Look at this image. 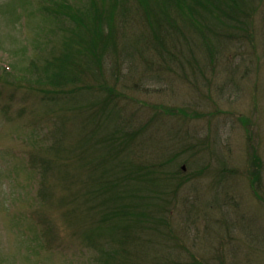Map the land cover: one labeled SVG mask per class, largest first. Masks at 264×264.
Returning <instances> with one entry per match:
<instances>
[{
  "label": "rangeland",
  "instance_id": "374dc122",
  "mask_svg": "<svg viewBox=\"0 0 264 264\" xmlns=\"http://www.w3.org/2000/svg\"><path fill=\"white\" fill-rule=\"evenodd\" d=\"M61 1L110 10L0 0V264H103L99 212L137 238L134 264H264V0H240L225 34L195 16L165 52L138 2L114 0L98 63L82 29L78 80L53 88L66 61L44 65L77 30Z\"/></svg>",
  "mask_w": 264,
  "mask_h": 264
},
{
  "label": "trees",
  "instance_id": "16d2710c",
  "mask_svg": "<svg viewBox=\"0 0 264 264\" xmlns=\"http://www.w3.org/2000/svg\"><path fill=\"white\" fill-rule=\"evenodd\" d=\"M136 1L138 2V5H140L139 7H141V9L144 11L143 17L148 27L152 30L151 31L152 39L155 37L158 38L157 46H160L163 52H165L163 48H165L166 45L165 41L168 38H172L178 35L180 32L184 30L183 27L185 29L189 28L193 30V28L197 24H199L198 19L196 17H200V16H202V18H204V16L206 18L209 17L211 29L214 31L218 30L220 32V27H224L223 29L225 34L228 31V28L233 29L236 27L234 25H229V22H233V23L239 22L240 17L242 15L241 13H244V10L241 8L240 5L241 4L240 0H136ZM114 2H115L114 0H110L109 11H106V9L103 6H101L102 3L100 4L99 7L97 6L96 3L94 9L95 11L93 13H90L89 10L83 13L79 8H76L75 6L73 7V5L71 4L69 5L68 3L63 1L60 2L61 4L55 2L56 5L63 6V9L68 10L70 8V11H73L74 13L73 16H71L69 10L66 13L69 15L70 20L74 21L77 30L75 28L65 29L69 31V33L68 36L62 37L64 39L62 43L64 42L65 48L64 47L60 48L62 49L61 53L59 54V55L62 54L61 56H58V58L55 57L53 61H49L48 58H44L45 61H49L48 64L44 65L47 69L50 68V64H53V62L58 63L60 60L66 61L65 63L66 73H64L63 75L65 79H62L60 77H55V74L48 75L46 76V86L53 88L58 87V85H56L58 79H61L62 82L65 83V85H69V84L73 85V83L75 84L76 81L78 80L77 78L79 75H76V73H80V70H77L76 63L74 61V55L76 49L73 46V44L75 43L77 44L82 39H84V37H82L80 34L85 32L84 31L79 32L82 29L87 28V30L90 32V49H91L90 53L94 54L93 52H95L93 57L96 63H98L101 55L96 51H98L100 47V52L101 54H103L106 51L108 44L110 43V39H111L110 35L112 32L110 30L105 32L104 27H107V29L113 27V17H114V11L116 9ZM116 3L117 2H115V4ZM165 3H168L170 5ZM74 5H77V3H74ZM52 14H60V11H54V13ZM181 20L185 25L183 26L180 25ZM68 21L69 20L67 21L65 20V23H68ZM201 30H202L201 26L199 25L197 26V29L195 31L197 33L200 32L199 34H202L201 32L203 30L202 31ZM188 36H190V34L187 31H184V33L181 34L182 38H186L185 39L186 43H189L190 41L187 40ZM214 38H216L214 43V47L216 48L217 46L216 42L218 40L216 36H214L211 33L209 39L207 38L204 39V42L207 43L205 44V46H207L208 51H210L211 53H213L212 41L214 40ZM189 39H191V36L189 37ZM91 47H93L95 51H93V48ZM50 54L53 55V57L55 56L52 52ZM61 70H62V66H61ZM41 71L42 73L47 75L46 70L42 69ZM68 73L71 75V77L69 76L67 77ZM44 89H46V87ZM42 92L44 93V91ZM108 94L106 95V97H104L103 101L95 100L92 104L98 106L99 103L101 102L104 105V108L102 110H104L108 100L110 99L108 97ZM128 165L127 167L129 168L130 166ZM127 173L129 172L127 171ZM142 178L144 177L142 176ZM135 179H138V177H135ZM126 181H129V177H127ZM148 182H150L151 184L153 183L152 181H148ZM124 199H126V197ZM98 215H99L98 220H100V222L104 223V221H106L110 223V225H108V227H110L108 228V232L110 231L109 233L112 234L111 238L113 240V241L110 240L112 241V245L110 244L108 248L106 247L107 243H105L104 246H102L101 248L99 247L101 251L100 256H102L101 257L102 263L103 264H134L137 238H135V236L134 237L131 236L129 233L125 235L127 233V230L124 228V225L123 226L118 225L117 223L119 221L113 222L115 216H108V215L104 216L100 212L98 213ZM43 235L45 237L44 232ZM41 238L43 239V236H41ZM84 238L88 243H90L91 240L90 228H88L85 231Z\"/></svg>",
  "mask_w": 264,
  "mask_h": 264
}]
</instances>
